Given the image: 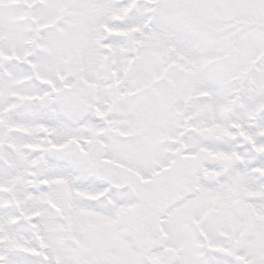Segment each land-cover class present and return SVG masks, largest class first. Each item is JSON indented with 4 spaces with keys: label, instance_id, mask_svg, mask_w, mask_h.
<instances>
[{
    "label": "snow or ice",
    "instance_id": "6c2138e0",
    "mask_svg": "<svg viewBox=\"0 0 264 264\" xmlns=\"http://www.w3.org/2000/svg\"><path fill=\"white\" fill-rule=\"evenodd\" d=\"M0 264H264V0H0Z\"/></svg>",
    "mask_w": 264,
    "mask_h": 264
}]
</instances>
